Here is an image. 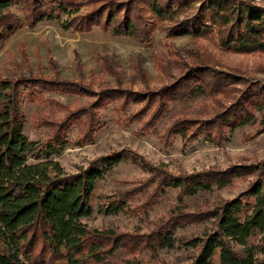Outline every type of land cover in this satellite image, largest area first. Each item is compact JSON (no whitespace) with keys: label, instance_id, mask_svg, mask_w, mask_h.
I'll use <instances>...</instances> for the list:
<instances>
[{"label":"trees","instance_id":"obj_1","mask_svg":"<svg viewBox=\"0 0 264 264\" xmlns=\"http://www.w3.org/2000/svg\"><path fill=\"white\" fill-rule=\"evenodd\" d=\"M195 2L198 7L193 13L181 20L175 18ZM87 5L92 7L81 13V8ZM11 7L19 8L22 18L10 13ZM58 14L68 18L63 29L76 34H87L97 28L112 37L133 39L143 45L150 40L149 26L153 21L159 24L169 21L164 31L169 39H198L215 34L222 51L264 54V7L238 0H0V50L22 25L32 29ZM74 59L78 64L76 80L60 78L57 69L53 70V78L0 80V264H112L107 258L118 249L151 252L171 248L175 230L205 215L213 221L214 229L186 242L197 249L188 264H212L214 255L218 264H264L257 257L264 255V244H249L251 237L264 236V161L184 176L162 174L161 188L177 189L181 196L187 197L224 188L233 179L249 176L253 179L237 196L210 211L171 215L149 234L135 236L91 230L81 220L92 214L94 188L107 170L124 160L141 168L147 167L145 163L135 161V155L121 150L95 159L76 173L65 174L53 161L66 147L70 128L80 127L78 144L91 140L97 127L96 112L108 105L119 102L124 108L129 103L142 104L128 120H137L150 110L145 123L148 124L157 121L171 103L228 95L232 86L238 84L242 88L219 113L200 121L175 120L167 133L193 140L202 136L219 146L227 132L252 124L255 114L259 115L260 129L264 132V89H260L264 84L244 81L215 67L192 65L155 91L118 87L93 91L81 82L79 58L74 55ZM104 65L109 66L107 60ZM109 71L114 73L111 68ZM53 91L91 101L69 111L59 121H41L50 130L46 142L27 140L22 134V93L28 102H43L41 94ZM129 195L99 205L96 213H122Z\"/></svg>","mask_w":264,"mask_h":264},{"label":"rangeland","instance_id":"obj_2","mask_svg":"<svg viewBox=\"0 0 264 264\" xmlns=\"http://www.w3.org/2000/svg\"><path fill=\"white\" fill-rule=\"evenodd\" d=\"M238 1L264 7V0ZM90 7L92 5L83 6L80 12ZM197 7L195 2L184 12L176 14L175 18L181 20ZM9 12L22 18L17 7H11ZM67 19L66 15L58 14L55 19L40 22L32 29L22 25L0 50V80L53 78V70L56 69L60 78L76 80L78 64L75 55L79 58L81 82L93 91L108 87L137 92L155 91L171 83L184 68L192 65L215 67L244 81L264 84V54L239 55L222 51L215 34L198 39H169L164 31L170 22L159 24L153 21L149 26L150 40L142 45L133 39L112 37L97 28L87 34L64 30L63 24ZM106 60L108 67L104 65ZM109 68L114 71L113 74ZM241 86H232L228 95L201 96L171 103L157 121L151 120L148 124L145 123L150 110L137 120H128L142 104L129 103L121 108L116 102L96 112L97 127H94L91 140L82 145L77 142L81 135L80 127L70 128L66 134V147L53 158L65 174L76 173L95 159L121 150L135 155V161L147 165L141 168L130 160H124L107 170L94 188L92 214L81 222L87 228L101 232L147 235L171 215H199L241 193L253 176L233 179L224 188H213L210 192H199L192 197L181 196L177 189L159 186L162 174L184 176L264 161V132H261L258 114H255L252 124L227 132L219 146H214L202 136L193 140L167 133L175 120L200 121L219 113L234 99ZM260 89H264V85ZM24 95L23 92L20 108L24 117L22 134L27 140L42 143L47 141L50 130L41 121H59L69 111L91 101L55 91L42 93L40 99L43 102H28ZM128 193L130 195L124 201L125 210L122 213H96L99 205ZM213 229V221L206 215L200 216L192 224L175 230L169 249L151 252L118 249L107 261L112 264H188L197 249L189 247L186 242L201 238ZM258 243L264 244V236L255 235L249 239V244ZM232 248L239 250L235 245ZM257 257L264 260V255L257 254ZM212 264H218L216 255Z\"/></svg>","mask_w":264,"mask_h":264}]
</instances>
